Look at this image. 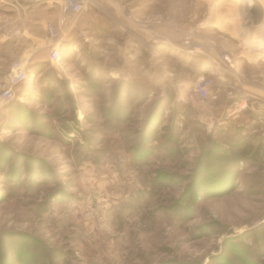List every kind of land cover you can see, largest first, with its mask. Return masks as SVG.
Masks as SVG:
<instances>
[{
    "label": "rangeland",
    "instance_id": "374dc122",
    "mask_svg": "<svg viewBox=\"0 0 264 264\" xmlns=\"http://www.w3.org/2000/svg\"><path fill=\"white\" fill-rule=\"evenodd\" d=\"M92 1L0 0V264H264V0Z\"/></svg>",
    "mask_w": 264,
    "mask_h": 264
},
{
    "label": "built area",
    "instance_id": "2783aa9c",
    "mask_svg": "<svg viewBox=\"0 0 264 264\" xmlns=\"http://www.w3.org/2000/svg\"><path fill=\"white\" fill-rule=\"evenodd\" d=\"M37 3H45L57 9L58 15L54 23L45 24V30L47 37L51 40V44L48 46V60L53 63L57 62L62 53V42L69 35L70 31L76 25V20L87 11V6L92 0H35ZM21 0H16L12 7L15 9H21ZM222 62L229 64V55L223 54ZM5 81V87L1 91L0 99L5 102L14 100L15 92L17 88L26 79V69L24 64L15 63ZM211 86L210 79L200 78L197 81L195 93L197 96L204 100L209 96L208 89ZM231 94V93H230ZM264 102V100H263ZM261 120L264 121V112L261 114Z\"/></svg>",
    "mask_w": 264,
    "mask_h": 264
},
{
    "label": "crops",
    "instance_id": "0c3cea01",
    "mask_svg": "<svg viewBox=\"0 0 264 264\" xmlns=\"http://www.w3.org/2000/svg\"><path fill=\"white\" fill-rule=\"evenodd\" d=\"M16 0H8V5L10 6L9 8H7L10 12H12L13 14H16V15H19L20 14V11H22L23 12V14L24 13H26L27 14V12L28 11H30V9H29V7H30V5H32V4H36L35 5V7H37V8H34V9H41V6L42 5H44L45 3H37L35 0H21V2H20V4H21V9L22 10H20V9H15L14 7H12V5H13V3L15 2ZM202 3H204V4H208V1L210 2V0H200ZM93 2V1H92ZM97 2H99L98 4H100V1L98 0ZM102 4V6H103V8H102V10H100V12H105L106 10V8H107V11L109 10V8L108 7H111V9H113L112 7H114V6H112V5H110L108 2H106V3H101ZM106 4V5H105ZM47 8H50V9H53V10H55V16H54V19L55 18H57V15H58V12H57V9L56 8H54V7H52V6H50V5H48L47 6ZM34 11V10H33ZM32 12V11H31ZM39 12H40V10H39ZM57 12V13H56ZM92 12V11H91ZM11 13V14H12ZM0 14H2L1 12H0ZM88 14H90V13H88ZM12 16H14V15H12ZM39 18H41V15H39L38 16ZM92 19L94 20V15H93V17H92ZM230 99H232V98H228V100H230ZM238 106V105H237ZM240 109V108H239ZM238 112H239V110H237ZM228 116H227V118L228 119H234V117H236V111L235 110H232V109H230V108H228Z\"/></svg>",
    "mask_w": 264,
    "mask_h": 264
},
{
    "label": "water",
    "instance_id": "95a60500",
    "mask_svg": "<svg viewBox=\"0 0 264 264\" xmlns=\"http://www.w3.org/2000/svg\"><path fill=\"white\" fill-rule=\"evenodd\" d=\"M251 5L247 9L248 17L250 18L251 25L258 26L263 20V9L259 2L250 0Z\"/></svg>",
    "mask_w": 264,
    "mask_h": 264
},
{
    "label": "bare ground",
    "instance_id": "6f19581e",
    "mask_svg": "<svg viewBox=\"0 0 264 264\" xmlns=\"http://www.w3.org/2000/svg\"><path fill=\"white\" fill-rule=\"evenodd\" d=\"M248 7V6H247ZM250 7V6H249ZM248 7V8H249ZM247 12V10H245V13ZM239 14V13H238ZM248 17V16H247ZM251 22H250V19H249V17H248V22H247V24H250ZM245 25V24H244Z\"/></svg>",
    "mask_w": 264,
    "mask_h": 264
}]
</instances>
